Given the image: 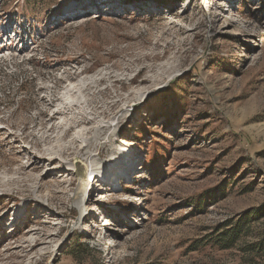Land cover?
<instances>
[{
  "label": "rangeland",
  "instance_id": "rangeland-1",
  "mask_svg": "<svg viewBox=\"0 0 264 264\" xmlns=\"http://www.w3.org/2000/svg\"><path fill=\"white\" fill-rule=\"evenodd\" d=\"M50 2L0 0V264H246L264 218L212 241L264 206V0Z\"/></svg>",
  "mask_w": 264,
  "mask_h": 264
},
{
  "label": "trees",
  "instance_id": "trees-1",
  "mask_svg": "<svg viewBox=\"0 0 264 264\" xmlns=\"http://www.w3.org/2000/svg\"><path fill=\"white\" fill-rule=\"evenodd\" d=\"M9 1L15 2L17 0ZM180 1L184 2L185 0ZM54 2L57 4V0H51L50 4H54ZM25 3L27 5H43L44 0H25ZM28 63L35 67L33 58H30ZM23 85L24 84H22V87ZM261 218H264V206L263 208L257 210L253 209L243 216L224 223L222 229L218 230L219 235L217 239L213 240L212 243L221 251H228L237 247L242 239L247 238L252 234L254 222ZM72 252L76 255L85 254V258L81 259L75 256V258L79 261L88 259L94 253L93 249H90L86 245H78L77 248H74ZM240 252L243 253V259L245 260L246 264H264V230L257 235L253 242L241 247Z\"/></svg>",
  "mask_w": 264,
  "mask_h": 264
},
{
  "label": "bare ground",
  "instance_id": "bare-ground-1",
  "mask_svg": "<svg viewBox=\"0 0 264 264\" xmlns=\"http://www.w3.org/2000/svg\"><path fill=\"white\" fill-rule=\"evenodd\" d=\"M108 10V9H107ZM75 78V77H74ZM78 80V79H77ZM65 90V89H64ZM72 94V93H71ZM55 99V98H54ZM60 99V98H59ZM58 99V100H59ZM62 100V99H61ZM51 101V100H50ZM55 101V100H54ZM60 103V102H59ZM52 106H54V105H52ZM56 106V105H55ZM65 106V105H64ZM50 108H52V107H50ZM58 109V108H57ZM61 109V108H60ZM62 110V109H61ZM60 110V111H61ZM58 111V110H57ZM60 111L59 112H57V113H60ZM61 114V113H60ZM57 116V115H56ZM65 116V115H64ZM56 118V117H55ZM75 120H77L76 118H74ZM81 119H83V118H81ZM85 119V118H84ZM82 121V120H81ZM86 121V120H85ZM72 122H74V121H72ZM77 123H80V121H76V124ZM74 124V123H73ZM70 125V124H69ZM83 125V124H82ZM85 125V124H84ZM83 125V126H84ZM54 126H55V124H54ZM80 126V125H79ZM47 127V126H46ZM51 127V126H50ZM54 128V127H53ZM52 128V129H53ZM75 128H77V127H75ZM44 129V128H43ZM55 129H56V127H55ZM82 129V128H81ZM50 130V129H49ZM54 130V129H53ZM59 130V129H58ZM73 130V129H72ZM61 131V130H60ZM68 131V130H67ZM53 132H55V131H53ZM62 132V131H61ZM66 132V131H65ZM58 133V132H57ZM60 133V132H59ZM67 133V132H66ZM49 134V133H48ZM65 134V133H64ZM68 134V133H67ZM59 135V134H58ZM66 135V134H65ZM64 135V136H65ZM69 135V134H68ZM67 135V136H68ZM55 136V135H54ZM60 137V136H59ZM62 138V137H61ZM60 138V139H61ZM59 139V138H58ZM56 141V140H55ZM60 141H62V140H60ZM68 141V140H67ZM59 142V141H58ZM48 144V143H47ZM74 144V143H73ZM49 145V144H48ZM75 145V144H74ZM55 148V147H54ZM71 148V147H70ZM73 148V147H72ZM78 149H80L79 147H77ZM64 149V148H63ZM50 150V149H49ZM56 150V149H55ZM70 150V149H69ZM75 150V149H74ZM85 150H86V147H85V149H80V152L79 153H82L84 156H89V154H86V152H85ZM64 151H65V149H64ZM50 152H51V150H50ZM59 152V151H58ZM67 152H69V151H67ZM72 152H74V151H72ZM45 153V152H44ZM47 153H48V151H47ZM75 153V152H74ZM76 154V153H75ZM81 154V155H82ZM46 155V154H45ZM68 155H69V153H68ZM74 155V154H73ZM80 155V156H81ZM60 156V155H59ZM70 156V155H69ZM80 156H77V158H76V160H79V159H82V157H80ZM50 158V157H49ZM84 158V157H83ZM75 163V162H74ZM74 166L75 165H73V166H69L70 168L71 167H73L74 168ZM77 168V167H76ZM125 168H126V166H125ZM97 167L96 168H92V170H91V173H90V177L91 178H93V176H94V174H96L97 173ZM108 169H111V168H108ZM108 169H106V170H104V171H101V172H99L98 173V176H100L101 178H106V173H107V171H108ZM74 170V169H73ZM122 171H123V169H121ZM77 172H78V174H79V176H80V178L81 179H83V175L81 174V173H79V168H78V170H77ZM124 173L126 174V171H124ZM99 182V183H98ZM89 183H86L85 185H81L80 187H78V189H77V192H76V195H75V205L76 206H78V208H79V211H80V213H81V215L83 214V205H84V203H83V201H84V193H85V191H86V189H87V187L89 186L88 185ZM97 184H98V186H99V188H100V190H103L102 188L104 187L103 185V183H101V181H97ZM92 187H95V185L92 183V185H91ZM35 247V246H34ZM36 247H37V245H36Z\"/></svg>",
  "mask_w": 264,
  "mask_h": 264
}]
</instances>
